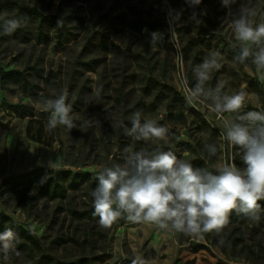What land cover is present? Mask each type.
<instances>
[{
    "label": "rangeland",
    "instance_id": "374dc122",
    "mask_svg": "<svg viewBox=\"0 0 264 264\" xmlns=\"http://www.w3.org/2000/svg\"><path fill=\"white\" fill-rule=\"evenodd\" d=\"M7 1L27 7L21 13L27 21L26 34L0 35V64L6 70L25 71L33 88L0 82V211L39 239L36 256L70 260L104 254L99 264H128L126 260L137 256L148 264H264V208L259 222L230 216L219 233L200 236L126 218L105 229L98 217L80 215L93 206L98 173L123 163L125 149L160 147L213 172L228 162L244 167L240 149L225 138L224 119H234L235 114L222 118L209 109L211 101H189L188 89L196 83L195 67L218 52L221 66L213 70L206 87L224 81V93H246L244 112H264V96L257 91L264 76L254 64L240 63L226 51L229 44H237L230 22L239 4L257 10L258 24L264 22V0H237L229 17L221 0L196 6L188 0H0V16L15 18L18 10ZM39 14L53 15L52 24L44 26L43 39L37 37ZM134 20L153 22L155 30L137 29ZM153 32H164L165 40L150 46ZM161 84L175 88L182 101ZM64 90L77 128L69 131L60 125L46 132L50 113L43 110V100L55 99ZM14 104L24 106L29 115L20 116L12 110ZM136 111L142 122L152 119L168 128V141L128 136L125 129L131 127L129 118ZM205 144H215L217 154L209 156ZM50 159L55 161L52 169L75 176V189L67 198L50 200L34 188L2 183L35 168H50ZM58 237L67 241L59 244ZM16 251L20 256L10 252L5 259L0 252V259L31 263L26 251L17 246Z\"/></svg>",
    "mask_w": 264,
    "mask_h": 264
},
{
    "label": "clouds",
    "instance_id": "9594fccd",
    "mask_svg": "<svg viewBox=\"0 0 264 264\" xmlns=\"http://www.w3.org/2000/svg\"><path fill=\"white\" fill-rule=\"evenodd\" d=\"M188 2L190 6H196L201 0ZM221 3L229 9V17L237 0H221ZM257 15L254 7L240 3L230 26L237 42L233 47H239L234 59L244 63L251 58L257 73L264 76V22L257 24ZM192 18H196L195 13ZM26 23L23 18L0 16V35L10 36ZM161 38V33H151L150 46L158 44ZM218 56L219 53L214 52L195 67L196 83L188 89V99L201 103L211 101L209 109L222 118L225 113L235 114L234 119H224L225 138L232 147L240 149L244 167L228 162L213 172L194 167L190 161L160 147L151 151L125 149L123 163L105 167L96 176L97 184L91 195L93 215L99 218L101 228H111L119 219L126 218L131 223L200 236L213 231L219 233L233 212L260 221V202L264 201V112H244L246 93H224V81H218L215 88L206 87L213 70L221 66ZM67 98L68 92L64 90L55 99L43 100V110L50 113L46 132L51 133L60 125L69 131L77 128ZM129 119L131 127L125 132L135 140L168 141L169 129L152 119L142 122L140 111L134 112ZM204 149L209 156H215L218 151L215 144H205ZM54 164L55 161H48L50 168ZM41 182H45V178ZM17 240L18 236L11 228L0 232V252L5 259L10 252L20 256L16 251ZM132 264L148 262L137 256Z\"/></svg>",
    "mask_w": 264,
    "mask_h": 264
},
{
    "label": "trees",
    "instance_id": "16d2710c",
    "mask_svg": "<svg viewBox=\"0 0 264 264\" xmlns=\"http://www.w3.org/2000/svg\"><path fill=\"white\" fill-rule=\"evenodd\" d=\"M207 0H201V2H205ZM13 7H16L18 10L17 17L23 18L22 11L27 9L26 6L19 4L17 2L13 1H7ZM41 17L40 23L37 28V37L43 39L46 36V32L44 30V26L46 24L50 25L52 24V20L50 18L53 17V15H43L39 14ZM132 25L136 27L137 29L144 30L147 26V29L155 30L156 24L155 23H148L142 20H138L132 22ZM64 26V22H61V27ZM18 34H26V28L21 27L16 31ZM166 36L165 33H162V38L165 40ZM226 51L228 53H233L234 55H238L239 53V47H233V44H229L227 46ZM250 65H253L252 59L248 58L246 60ZM15 82L20 84L24 88H33V84L31 80L29 79L28 75L25 71L21 70H6L4 69L0 64V82L2 84H6L8 82ZM162 89H168L170 92L174 95L176 99H179L182 101V98L180 96V93L171 86H166L164 84H161ZM257 91L259 94L264 96V85L258 84L257 85ZM12 110L16 111L20 116L24 117L29 115V112L24 106L14 104L11 105ZM256 111V110H254ZM71 174L67 170H54L52 168L48 167H39L32 169L28 172H25L23 174H19L16 176H11L7 179H5L2 183H10L15 186L17 185H23L28 188H34L35 191L44 197H47L50 200L55 199H65L69 196V190L75 189V185L73 183H76L75 176L72 178L69 177ZM42 178H45V182H41ZM68 179L69 183H65L64 181ZM262 205V208H264V201L260 202ZM78 210L74 209L73 213L76 214ZM94 213V207H89L88 209L82 210L80 215L82 217L87 218H94L96 216L93 215ZM242 215V214H241ZM241 215L236 214L233 212L230 216L235 217L239 219ZM6 228H11L18 236V240L16 243V246L19 249H23L27 252V254L31 257V263L29 264H99V261L104 257V254H82L80 257H76L74 259H58L56 257L51 256L50 254H41L38 257L36 256L35 250L37 248H40V241L39 239L31 233L28 229L23 227L21 224H19L16 220H14L9 214L0 211V232H3ZM91 235L88 233L86 238L90 239ZM76 241L78 245L81 247L84 246L83 243H80L78 240L73 239ZM59 244L64 243L67 241L66 237H58L56 239ZM128 264H132V260L128 259L126 260ZM0 264H11L5 260L0 259Z\"/></svg>",
    "mask_w": 264,
    "mask_h": 264
}]
</instances>
